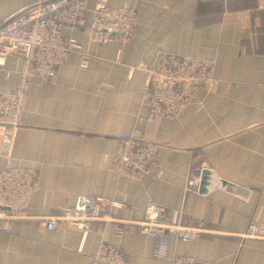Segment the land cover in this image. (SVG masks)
<instances>
[{
    "label": "crops",
    "instance_id": "crops-1",
    "mask_svg": "<svg viewBox=\"0 0 264 264\" xmlns=\"http://www.w3.org/2000/svg\"><path fill=\"white\" fill-rule=\"evenodd\" d=\"M40 0H0V25ZM139 9L130 42H92L88 29L68 31L81 51L68 54L52 82L33 81L21 128L11 145L14 167L39 172L29 215L13 235L0 232V264H93L101 243L119 248L127 264H173L179 256L217 264H264V240L243 236L264 226V0H109ZM215 61L216 86L199 94L178 120L148 121L143 90L160 53ZM83 61L87 67H83ZM23 62L9 58L0 90L13 91ZM134 70L133 74L131 71ZM135 131L159 147L151 176L115 178L119 140ZM0 153V171L6 168ZM209 181L191 193L194 177ZM80 196H101L122 223L95 224L81 235L44 220L74 206ZM157 204L187 227L212 232L197 243L170 236L167 258L133 221ZM119 204L122 208L114 207Z\"/></svg>",
    "mask_w": 264,
    "mask_h": 264
},
{
    "label": "built area",
    "instance_id": "built-area-1",
    "mask_svg": "<svg viewBox=\"0 0 264 264\" xmlns=\"http://www.w3.org/2000/svg\"><path fill=\"white\" fill-rule=\"evenodd\" d=\"M139 9L123 5L112 7L109 0H40L33 6L11 16L0 25V70L9 58L23 62L19 83L13 91L0 90V153L6 159V168L0 171V232L13 235L20 221L31 219L29 208L39 190V172L31 167L19 168L11 164V145L17 132L24 127L23 114L30 98L33 81L52 82L57 69L68 54L81 51L75 39L67 40L68 31L88 29L91 40L107 45L115 39L128 43L132 39ZM83 67L87 64L83 61ZM147 73L144 101L148 121L160 126L167 120H178L199 94L215 91L216 64L214 60L193 55L179 56L160 53L151 67L142 66ZM134 70L131 71L133 74ZM159 147L143 140L137 132H127L120 140L111 169L115 178L141 181L152 174L158 161ZM201 176L188 183L191 193L203 194L209 181ZM108 200L101 196H80L74 206L66 207L59 215L44 220L48 230L59 227L74 230L83 244L95 224L122 223L109 210ZM114 207L122 208L119 204ZM141 233L156 242L153 257L164 260L170 236L184 243H197L208 235H226L212 232L203 226H184L177 215L157 204L149 203L143 218L133 221ZM246 238L264 240V226L251 224L243 234ZM93 264H127L126 255L117 247L103 242L92 259ZM173 264H217L192 257L179 256Z\"/></svg>",
    "mask_w": 264,
    "mask_h": 264
},
{
    "label": "water",
    "instance_id": "water-1",
    "mask_svg": "<svg viewBox=\"0 0 264 264\" xmlns=\"http://www.w3.org/2000/svg\"><path fill=\"white\" fill-rule=\"evenodd\" d=\"M203 179H205V177ZM204 183H205V180H204Z\"/></svg>",
    "mask_w": 264,
    "mask_h": 264
}]
</instances>
